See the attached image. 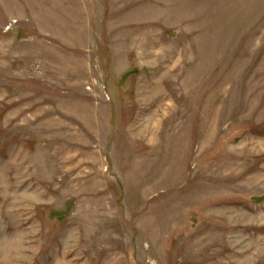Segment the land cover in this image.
<instances>
[{
	"label": "rangeland",
	"instance_id": "rangeland-1",
	"mask_svg": "<svg viewBox=\"0 0 264 264\" xmlns=\"http://www.w3.org/2000/svg\"><path fill=\"white\" fill-rule=\"evenodd\" d=\"M0 264H264V0H0Z\"/></svg>",
	"mask_w": 264,
	"mask_h": 264
}]
</instances>
